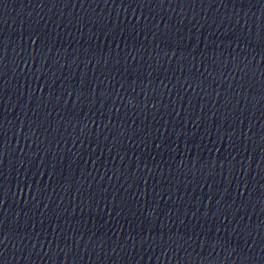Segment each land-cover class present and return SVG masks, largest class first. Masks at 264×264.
Masks as SVG:
<instances>
[{
    "label": "water",
    "instance_id": "95a60500",
    "mask_svg": "<svg viewBox=\"0 0 264 264\" xmlns=\"http://www.w3.org/2000/svg\"><path fill=\"white\" fill-rule=\"evenodd\" d=\"M262 11L2 0L3 264H262Z\"/></svg>",
    "mask_w": 264,
    "mask_h": 264
},
{
    "label": "snow or ice",
    "instance_id": "6c2138e0",
    "mask_svg": "<svg viewBox=\"0 0 264 264\" xmlns=\"http://www.w3.org/2000/svg\"><path fill=\"white\" fill-rule=\"evenodd\" d=\"M0 2H2V0H0ZM248 3H253V0H247ZM256 2H258L259 4H264V0H256ZM261 30L258 34L259 39L261 41V44L264 45V11L261 12ZM0 203H2V197H0ZM170 243H173L172 241H170ZM220 243H224L223 241H221ZM0 244H2V241H0ZM226 246V245H225ZM75 251V249H73ZM0 256H2V253H0ZM0 264H3V260H0ZM262 264H264V261H262Z\"/></svg>",
    "mask_w": 264,
    "mask_h": 264
}]
</instances>
